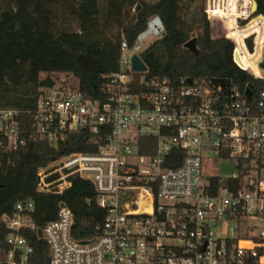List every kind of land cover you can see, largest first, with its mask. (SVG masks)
Returning a JSON list of instances; mask_svg holds the SVG:
<instances>
[{
  "label": "built area",
  "instance_id": "1",
  "mask_svg": "<svg viewBox=\"0 0 264 264\" xmlns=\"http://www.w3.org/2000/svg\"><path fill=\"white\" fill-rule=\"evenodd\" d=\"M251 6L252 0H206L205 13L211 22L216 10L232 14L243 31L255 14ZM251 36L254 54L257 33L245 34L241 48L233 40L241 55ZM121 49L120 71L105 77L104 99L87 97L75 76L61 73L29 111L32 135L56 146L83 137L94 148L40 167L37 189L61 192L79 176L93 183L105 210L99 232L78 240L73 213L61 203L42 229L49 264H264V86L182 78L177 85L151 80L131 92L138 72L132 56L141 48L123 40ZM259 70L251 75L264 79ZM21 115L0 109L1 148L24 143ZM221 161L232 162L231 174L205 171ZM33 209L32 200H19L2 215L10 249L1 264H39L19 233L34 226Z\"/></svg>",
  "mask_w": 264,
  "mask_h": 264
},
{
  "label": "trees",
  "instance_id": "2",
  "mask_svg": "<svg viewBox=\"0 0 264 264\" xmlns=\"http://www.w3.org/2000/svg\"><path fill=\"white\" fill-rule=\"evenodd\" d=\"M256 2L258 10L254 16L264 15V0ZM205 3L206 0H0V109H19L24 131V143L16 150L0 147L2 252L10 249L6 242L10 230L2 215L11 213L19 200L30 199L34 203L29 212L34 226L19 233L30 240L39 264H46L49 247L37 231L58 217L61 203L73 213L72 235L78 240L95 236L105 218L95 187L88 179L75 176L61 192L37 189L40 167L66 153L94 149L83 137L75 136L56 146L32 135L29 111L35 107L41 89L52 84L54 75L71 74L87 97L104 99L101 90L105 77L120 71L121 42L127 40L132 47L148 29L150 18L157 16L163 35L140 51L148 70L135 73L131 92L144 90L151 80L167 79L177 85L182 78L229 79L240 88L247 84L264 86V79L251 75L253 71L259 74V67L264 71V49L259 66L256 61L264 46V19H250L243 31L234 23L228 33L223 17L229 13L216 10L211 22ZM67 15L72 16L76 27L58 21ZM247 33L258 34L256 53H251L253 36L246 40L250 52H237L249 72L235 62L233 42L237 38L241 48ZM194 37L198 54L184 47ZM4 140L0 133V142Z\"/></svg>",
  "mask_w": 264,
  "mask_h": 264
},
{
  "label": "rangeland",
  "instance_id": "3",
  "mask_svg": "<svg viewBox=\"0 0 264 264\" xmlns=\"http://www.w3.org/2000/svg\"><path fill=\"white\" fill-rule=\"evenodd\" d=\"M145 1L153 2L155 0H145ZM223 18L227 22V28H228V33H229L232 30V25L234 23H236V19H235L234 15H232V14H229L228 16H224ZM58 21L60 23L70 22L72 27H76V23H75V21H73V18L71 15H67L65 20L62 19V16H60ZM162 35H163V29L160 25V21H159L157 16H153L149 20L148 29L137 40V44H139L141 50H143L146 47H148L154 40L161 37ZM236 40L238 42L237 38H236ZM131 53H132L131 50H127L124 52L125 55H130ZM231 163H232L231 161L215 162L213 165L209 163L207 168L205 167L204 169L207 173L212 172V173H217V174H221V175H229L233 171V164H231ZM3 257H4V253L2 252V250L0 248V264H1V260L3 259Z\"/></svg>",
  "mask_w": 264,
  "mask_h": 264
},
{
  "label": "water",
  "instance_id": "4",
  "mask_svg": "<svg viewBox=\"0 0 264 264\" xmlns=\"http://www.w3.org/2000/svg\"><path fill=\"white\" fill-rule=\"evenodd\" d=\"M140 8H141V5L138 4L136 10L139 11ZM251 10H252V13H256L257 12L258 4H257L256 0H252ZM257 17H262L264 19V15L263 14H258ZM184 47L189 49L194 54H198L199 53V49H198V46H197V38L196 37L191 38L190 40H188L184 44ZM234 60L241 68H244L242 62L240 61V56H239V54H238V52L236 50L234 51ZM262 60H263V57H261L259 59V63H261ZM132 66L138 72H147V70H148L147 65L144 63V61L142 60V58L140 57L139 54H134L132 56ZM262 72H264V71L262 70ZM190 80L191 79L189 78L188 81H190ZM246 93H247V95H250L251 91H250L249 88L247 89ZM37 234L41 238L42 237V229H38ZM49 263H50L49 259H47V264H49ZM3 264H6V263H3Z\"/></svg>",
  "mask_w": 264,
  "mask_h": 264
},
{
  "label": "bare ground",
  "instance_id": "5",
  "mask_svg": "<svg viewBox=\"0 0 264 264\" xmlns=\"http://www.w3.org/2000/svg\"><path fill=\"white\" fill-rule=\"evenodd\" d=\"M237 44L239 45V40H238ZM253 72H254V74H255V75H258V73H257V72H255V71H253Z\"/></svg>",
  "mask_w": 264,
  "mask_h": 264
}]
</instances>
